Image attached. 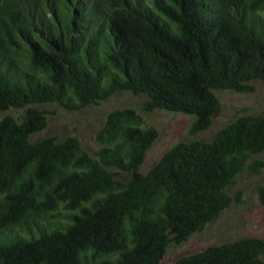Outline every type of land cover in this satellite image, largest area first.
Instances as JSON below:
<instances>
[{
    "label": "trees",
    "instance_id": "trees-1",
    "mask_svg": "<svg viewBox=\"0 0 264 264\" xmlns=\"http://www.w3.org/2000/svg\"><path fill=\"white\" fill-rule=\"evenodd\" d=\"M264 81V0H0V264H158L229 207L227 188L264 161V115H239L208 141H180L145 172L158 138L114 109L91 156L75 136H31L47 110L144 95L142 111L221 110L214 90ZM264 207V185L257 189ZM264 239L209 245L172 264H264Z\"/></svg>",
    "mask_w": 264,
    "mask_h": 264
},
{
    "label": "rangeland",
    "instance_id": "rangeland-1",
    "mask_svg": "<svg viewBox=\"0 0 264 264\" xmlns=\"http://www.w3.org/2000/svg\"><path fill=\"white\" fill-rule=\"evenodd\" d=\"M253 85L255 90L251 93L214 90L221 110L213 117L209 129L203 132L190 133L193 118L189 115L162 110L144 112L142 111V105L146 101L144 95L120 92L99 104L80 109L68 110L57 104L37 105V108L47 110V125L44 130L31 136V140L54 136L60 141L67 136H75L82 148L93 156L100 148L96 133L102 127L106 115L114 109L130 107L143 117L145 125L153 126L159 134L139 166V171L145 173L176 143L212 139L220 128L239 115L238 110L241 108H246L247 113L264 115V81L254 82ZM6 113L17 117L20 111L11 109ZM6 113H0V119ZM255 158L264 161V154ZM260 185H264V167L255 175L246 170L241 172L227 188V193L232 197L229 207L215 222L207 224L201 232L191 235L186 242L178 246L170 244L158 264H172L183 255L240 237L255 236L264 239V207L260 205L257 195Z\"/></svg>",
    "mask_w": 264,
    "mask_h": 264
}]
</instances>
